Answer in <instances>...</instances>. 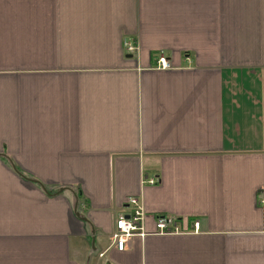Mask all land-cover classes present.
<instances>
[{"label":"crops","instance_id":"crops-1","mask_svg":"<svg viewBox=\"0 0 264 264\" xmlns=\"http://www.w3.org/2000/svg\"><path fill=\"white\" fill-rule=\"evenodd\" d=\"M263 194L264 0H0V264H264Z\"/></svg>","mask_w":264,"mask_h":264},{"label":"built area","instance_id":"built-area-1","mask_svg":"<svg viewBox=\"0 0 264 264\" xmlns=\"http://www.w3.org/2000/svg\"><path fill=\"white\" fill-rule=\"evenodd\" d=\"M125 48L128 53H138L139 46L137 44L127 42ZM157 66L162 69L170 68L171 63L165 58L160 56L157 60ZM150 184H155V180L151 179L147 181ZM261 206L264 209V194L260 198ZM127 206L130 207V211H122L115 223V232L111 236V240L115 248L119 251H125L128 248L129 243L135 236L144 237L147 233L145 229V223L147 214L140 199L136 196H130L127 198ZM154 233L156 234H177L185 232V225L183 221L173 215H161L157 216L154 220ZM194 230L198 229V223L193 224Z\"/></svg>","mask_w":264,"mask_h":264}]
</instances>
